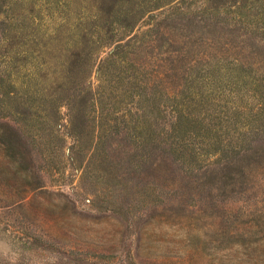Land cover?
Masks as SVG:
<instances>
[{
	"label": "rangeland",
	"instance_id": "1",
	"mask_svg": "<svg viewBox=\"0 0 264 264\" xmlns=\"http://www.w3.org/2000/svg\"><path fill=\"white\" fill-rule=\"evenodd\" d=\"M0 129V264H264V0H0Z\"/></svg>",
	"mask_w": 264,
	"mask_h": 264
},
{
	"label": "trees",
	"instance_id": "2",
	"mask_svg": "<svg viewBox=\"0 0 264 264\" xmlns=\"http://www.w3.org/2000/svg\"><path fill=\"white\" fill-rule=\"evenodd\" d=\"M114 53V52H113ZM116 54V53H115ZM112 57H109L108 58V61L111 59ZM107 61V63H109ZM105 63V60L103 61V62H101V65L99 66V68H98V73H101L102 72V69H103V64ZM150 114V113H149ZM189 119V118H188ZM188 119H185V121H183L182 122V120H181V122H180V120H179V123L178 124H173V125H171L170 126V131L168 132V133H165V135L167 136V140L169 141V145H171V147H175V149H181L182 148V146H184V147H187L184 143H183V141H186V139L188 138H186L184 135H186L188 132H192L191 130H194V129H196V127H188V121L189 122H191L190 120H188ZM188 120V121H187ZM154 124L153 123H151V122H149V121H147L146 122V127H145V129H144V131H143V134H147V139L148 140H150V135H151V133H152V131H151V128H152V126H153ZM183 126V127H182ZM0 133H4V132H1V129H0ZM196 135H198V134H196ZM2 136V135H1ZM184 136V137H183ZM191 136V135H190ZM189 136V137H190ZM239 142H241L242 143V141H239ZM0 144H1V146L3 147L4 146V143L0 140ZM1 147V148H2ZM220 148H221V146L218 148V149H216L215 151H220ZM182 151V150H181ZM23 202V201H22ZM21 202V203H22ZM21 203H18V204H13L12 205V207H16V206H18L17 208L18 209H21L22 207H23V205H21ZM21 205V206H20ZM26 244H29V243H26Z\"/></svg>",
	"mask_w": 264,
	"mask_h": 264
}]
</instances>
